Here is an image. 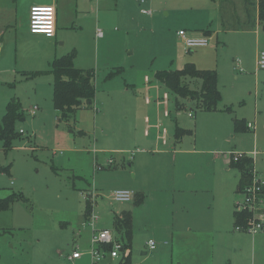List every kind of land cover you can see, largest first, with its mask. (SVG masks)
<instances>
[{
  "label": "rangeland",
  "instance_id": "374dc122",
  "mask_svg": "<svg viewBox=\"0 0 264 264\" xmlns=\"http://www.w3.org/2000/svg\"><path fill=\"white\" fill-rule=\"evenodd\" d=\"M31 1L0 0V119L11 99L23 110L12 146L4 149L0 140V167L8 168L0 171V198L12 192L23 197L0 211V264H92L90 213L98 216L95 229L114 230L113 217L123 210L132 213L131 264H210L211 234L201 249L183 232L172 231V242L167 227L182 223L189 197L206 209L188 210L200 219L224 211L209 210L217 200L230 204L228 222L234 228L239 172L226 158L255 150L254 168L264 172V69L256 67L255 58L257 44L264 49V30L256 43L254 33L221 28L209 47L188 49L163 0H144L140 6L137 0H60L65 18L74 17L80 28L44 46L37 41L41 36L29 35ZM194 4L200 7L197 0ZM141 8H151V15ZM99 31L102 37L96 39ZM73 47L76 67L95 72V96L69 119L58 120L48 61ZM186 63L218 71L222 101L216 110L197 108L188 98L180 99V109L170 102L172 117L162 119L168 129L162 147L154 128L149 137L143 135L144 115L152 122L157 116L155 104H145L144 98L154 100L166 91L154 81L155 71ZM114 67L121 71L106 78ZM145 75L150 82H143ZM186 83L195 88L200 80ZM33 106L38 110L31 114ZM243 116L255 129L235 132L233 121ZM175 125L191 133L176 139ZM116 189L135 195L117 203L111 198ZM139 195L143 200L136 203ZM173 195L177 210L170 207ZM149 239L156 242L153 250ZM74 250L84 254L75 263L67 257Z\"/></svg>",
  "mask_w": 264,
  "mask_h": 264
},
{
  "label": "crops",
  "instance_id": "0c3cea01",
  "mask_svg": "<svg viewBox=\"0 0 264 264\" xmlns=\"http://www.w3.org/2000/svg\"><path fill=\"white\" fill-rule=\"evenodd\" d=\"M197 1H198V5L200 6L199 8H195L194 0H163L162 3L167 8V12L168 13L169 11L172 12L174 14L173 18L176 19L179 22V26H181L177 29L176 35H178L177 34L178 30H183L189 36H194V37L208 36L211 41V38L215 36V34H217V32L221 28H224L227 29L226 31L228 32L244 33L247 35L254 33L256 37V43L259 41L261 25L258 19V6H257L258 0H197ZM59 3L60 0H32L30 3V6L34 4H54L56 8V27H55V34L53 37L47 38L41 34H29V35L41 36L40 38L37 39V41H41L42 43L44 42V46L53 45V43L56 44L60 40L64 39L68 32H71L69 30L77 31L76 28H80L79 25L76 24L77 21L74 17L71 20L65 18L63 9L61 5H59ZM253 13H254V19L252 21L251 14ZM150 15L151 14H149V16ZM2 33L4 32L2 29V25H0V34ZM101 37L102 36L97 35V32L95 33L96 39ZM209 45L205 47H209ZM182 46L186 48L183 44ZM71 50H75L74 47ZM71 50H69L68 52H70ZM260 51L261 50H259V46L257 44L255 49V58L257 57ZM51 56L52 57H50L49 59L50 61L54 57H58V55L55 56L51 55ZM76 57L77 55L75 56L73 61L75 67H76L75 64H77ZM77 66L78 67L76 68L79 69H93V68H81L79 65ZM117 69L119 70V72L121 71L120 67H114L108 72L115 71ZM217 74H218V88L220 90L218 71ZM144 77H143V82H145ZM94 80H95V75H94ZM221 96H222V92H221ZM255 112H257V114L254 115V120L255 122L259 123L260 111L256 109ZM171 117L172 115L169 118ZM240 119H243L246 124L251 123L253 126L252 129L253 130L255 129V122L247 120L245 116L241 117ZM149 135L148 136L144 135V136L149 137ZM231 157L232 156L226 158V161L228 162L229 166H232V162H233L231 160ZM258 172L259 175L264 178V174H263L264 172L263 171H258ZM238 188L239 187L237 182V189ZM191 190L194 191L193 189ZM134 195L135 194H133V196ZM136 198L143 200V195L141 196L139 195V197L136 196ZM175 201H176V197L173 195L170 204L171 210H177V208L175 207ZM218 201L219 200H217V203L215 204L214 207L210 206L209 210H224V211L222 213H219L217 217H213L212 215L208 214L207 218L200 219L197 216H193L192 215L193 213H189L188 210H206V209L201 207V205H199L195 200L193 201L191 198L187 197V200H185V205H186L185 210L187 211L185 212V214H183L182 223L178 222L176 225H173L172 228L167 227L168 232L166 236L171 238V241L173 242L176 237H175V233H172V231L183 232L189 238L190 240L189 244H193L195 245V247H201L202 249L204 246L203 245L204 239L206 238V236H208V234H211L210 248L212 251V258L210 259V264H264V233H258L252 236L245 232L243 233L240 231H236L235 228H231V223L228 222L230 221L229 220L230 212L228 213V210H232L230 204H224L223 206H221V204H219ZM121 212L118 214L115 213L113 217V224H114L115 216L120 215ZM232 216H233V225L235 226L234 215ZM113 229L116 233V236L119 238L120 234L116 232L115 228ZM197 240L199 241L197 242ZM131 254L132 252L130 247V257ZM83 255L84 254L82 253L79 258L73 259L71 261L75 263ZM106 260H111V259L108 256H106L105 259L100 262V264H103V262Z\"/></svg>",
  "mask_w": 264,
  "mask_h": 264
},
{
  "label": "trees",
  "instance_id": "16d2710c",
  "mask_svg": "<svg viewBox=\"0 0 264 264\" xmlns=\"http://www.w3.org/2000/svg\"><path fill=\"white\" fill-rule=\"evenodd\" d=\"M258 19L261 28L264 30V0H258ZM75 50L54 57L49 62V72L53 76L52 85V102L57 113V119H69L84 104L90 105L95 96L94 70L79 69L74 66ZM119 70L110 71L106 78H111ZM156 83L162 86L170 95V102L173 109H180V99L193 101L197 108L204 110H216L221 102L222 96L218 88V74L214 69H200L192 63H186L182 68L157 70L153 74ZM187 79L200 80L198 87L191 88L187 83ZM170 103V104H171ZM230 106H225L223 110H230ZM171 115H172V110ZM23 119V110L21 104L16 99H11L6 106L5 113L0 119V140L3 142L4 149L12 146L13 140L18 137L16 130V122ZM235 132L247 131V124L243 119L235 118L233 121ZM19 133H21L19 131ZM191 130L175 125L174 135L180 139L186 134H190ZM253 163L251 158L244 157L237 162H232V166L239 172L238 187L247 184L250 179V170ZM7 171L8 168L0 167V171ZM23 198L21 194L10 193L4 198H0V211L6 210L16 200ZM142 199H136V203ZM85 216L89 214V204L87 199ZM234 224L244 222V215L237 213L235 210ZM114 228L119 239L124 243L125 247L130 248L133 232H132V214L129 210H124L120 215L114 218ZM104 250L111 249V245H104ZM111 264H131L130 253L126 258H120Z\"/></svg>",
  "mask_w": 264,
  "mask_h": 264
},
{
  "label": "built area",
  "instance_id": "2783aa9c",
  "mask_svg": "<svg viewBox=\"0 0 264 264\" xmlns=\"http://www.w3.org/2000/svg\"><path fill=\"white\" fill-rule=\"evenodd\" d=\"M140 6L144 3V0H137ZM142 14H151L150 9H140ZM56 27V8L54 4H34L31 5L28 12V24L27 28L31 34H41L47 38H51L55 34ZM178 36L181 39L182 44L188 48L205 47L210 44V38L208 36H189L183 30H178ZM98 36H102V32H97ZM256 67L258 69H264V50H261L256 58ZM146 83L150 82L148 76L144 77ZM157 86V84L155 85ZM146 104H155L157 116L155 122H152L149 115L144 116L143 120L144 135L148 136L152 128L155 129L156 135L155 139L161 145H167V134L168 129L163 125L162 119H167L171 116L170 95L168 91H163V93L151 100L148 96L144 98ZM162 109V112L158 108ZM37 110V106L30 108L31 114H34ZM188 117H192V113L189 111L187 113ZM248 128H252L251 123H247ZM22 132V130H20ZM257 152L251 151L250 153H237L231 157L233 162L239 161L241 158L249 157L254 162V157ZM108 163L111 164L112 160L109 159ZM96 166L100 167L99 165ZM133 193L127 189H116L111 193V198L117 203H124L131 200ZM234 210L237 213L244 215V222L235 224L234 228L236 231H241L248 233L252 236L258 233H264V178L261 177L258 171L255 170L254 165H252L250 170L249 182L242 187L237 189V198L234 204ZM98 220V216L94 213H90L88 218V225L91 227V237L90 243L91 248L88 252L91 263L99 264L101 261L108 256L110 259H120L126 258L130 253V248L125 247L121 239L116 236L114 230L108 228L95 229L94 224ZM110 244L111 249L104 250V245ZM148 248L150 250L155 249L156 242L152 239L147 241ZM81 252L73 251L68 255V259L73 260L81 256Z\"/></svg>",
  "mask_w": 264,
  "mask_h": 264
}]
</instances>
